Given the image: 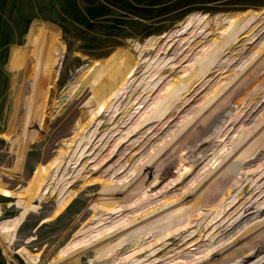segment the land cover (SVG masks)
<instances>
[{"label":"rangeland","instance_id":"rangeland-1","mask_svg":"<svg viewBox=\"0 0 264 264\" xmlns=\"http://www.w3.org/2000/svg\"><path fill=\"white\" fill-rule=\"evenodd\" d=\"M230 1L88 52L53 13L11 24L0 166L24 162L0 172V264H264V0ZM49 34L70 66H40Z\"/></svg>","mask_w":264,"mask_h":264},{"label":"trees","instance_id":"trees-1","mask_svg":"<svg viewBox=\"0 0 264 264\" xmlns=\"http://www.w3.org/2000/svg\"><path fill=\"white\" fill-rule=\"evenodd\" d=\"M213 1H224L227 7L235 3L230 0H96L93 4L83 0H0V64L7 60L10 46L17 42L11 36V24L20 18H42L53 13L54 19L67 27L64 31L70 34L72 30L73 38L81 41V51L88 52L102 47L107 39L145 38L159 32L164 27L163 20L180 19L199 5L208 10L207 3ZM237 1L242 7L261 3V0ZM56 3H60L58 7L54 6ZM19 27L25 30L26 25ZM99 55L95 53V57ZM43 227L40 224L36 229Z\"/></svg>","mask_w":264,"mask_h":264},{"label":"bare ground","instance_id":"bare-ground-1","mask_svg":"<svg viewBox=\"0 0 264 264\" xmlns=\"http://www.w3.org/2000/svg\"><path fill=\"white\" fill-rule=\"evenodd\" d=\"M248 23V20H246L244 23H243V26L245 27ZM189 25V20L187 19V22L186 24L183 26V28L185 29L186 26ZM184 30L182 31H178L177 34H175L172 38L170 39H166V44H168V46L166 47L167 49L175 42L177 41V36H180L182 34ZM244 32H247L246 29L243 30ZM71 42L70 40L63 36V35H59V34H49L47 36V39H46V43H45V48L41 51V54H40V66L42 67V65H46V68L48 70H53L52 66L53 65H61V66H67L69 65V63L72 61V55H71V51L73 49H71V51H68L66 48L68 46H70ZM186 50V46L184 47ZM192 48V47H191ZM190 48V49H191ZM17 51H11V54H10V57H9V60L7 62V65L9 68L11 69H19L21 66H22V59L19 56L18 53H16ZM19 58V59H18ZM57 61V62H56ZM73 62V61H72ZM55 63V64H54ZM70 66V65H69ZM39 68L37 70V74L38 76H40V84L38 85L39 88H42L43 86H45L46 84H49L50 83V79L49 77L51 76L50 73L44 71L43 68ZM215 72V73H214ZM220 72H226L225 69H222V67H220ZM216 74L218 72H216V69L213 68L209 71L208 73V76L209 75H212V74ZM52 81V80H51ZM59 87H63V83L62 82H59L58 84ZM43 89V88H42ZM222 102H218V105H220ZM43 102L41 101L40 104L38 105L37 107V113H38V119H39V122H43L44 118L46 117L45 115V112L42 110L43 109V106H42ZM218 105H214L213 109H216V107ZM207 109L209 110L210 109V106L207 107ZM99 110V109H98ZM210 111V110H209ZM151 123V122H149ZM149 123H147L146 125H148ZM146 125L145 126H142L141 128L137 129L135 133L137 132H142L144 131L146 128ZM116 127L118 126V124L115 125ZM119 127H124V125H119ZM119 128H117L118 130ZM116 130V133H118V131ZM150 131H148L149 133ZM8 146H12L13 145V142H8L7 143ZM19 156H23V157H26V154L23 153V154H20ZM23 162H24V158H17L15 160V163L13 164V168L10 169L8 168L7 169V163H5V167H1L0 166V172H4L6 169V173H4V175H7L9 174L10 176H12L14 179H19L21 178V171H22V168H23ZM262 179V178H261ZM0 194L3 195V196H10L11 192L9 189L7 188H0ZM244 214V213H243ZM241 214V216L243 217L244 215ZM14 219L18 220L19 219V216L18 217H15ZM12 220V224L14 225V227L10 230H1V232H5V231H13L15 230L16 226H17V222L16 220ZM5 223H2V227H5ZM263 226V222H261V224H259V226L257 227V231L260 232L261 231V227ZM8 229V228H7ZM257 236V235H256ZM257 239V238H256ZM255 240V239H253ZM196 243L193 242L191 243V245H195ZM143 251H147L146 249L144 250H141L139 252H137V254H140L142 253ZM160 251H157V253L155 254H158ZM129 258V257H127ZM160 259H156L155 261L153 262H147L146 264H153V263H157Z\"/></svg>","mask_w":264,"mask_h":264},{"label":"water","instance_id":"water-1","mask_svg":"<svg viewBox=\"0 0 264 264\" xmlns=\"http://www.w3.org/2000/svg\"><path fill=\"white\" fill-rule=\"evenodd\" d=\"M84 1H86V2H90L91 0H84Z\"/></svg>","mask_w":264,"mask_h":264}]
</instances>
